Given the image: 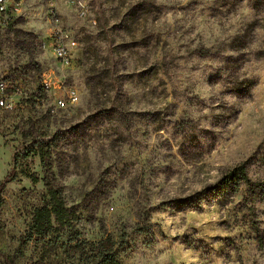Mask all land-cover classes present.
Here are the masks:
<instances>
[{"label": "rangeland", "instance_id": "374dc122", "mask_svg": "<svg viewBox=\"0 0 264 264\" xmlns=\"http://www.w3.org/2000/svg\"><path fill=\"white\" fill-rule=\"evenodd\" d=\"M74 1L70 67L47 0L0 27V76L25 86L0 109V264H81L71 247L108 237L122 264H264V0ZM241 164L263 187L215 195ZM50 188L72 222L20 248Z\"/></svg>", "mask_w": 264, "mask_h": 264}, {"label": "trees", "instance_id": "16d2710c", "mask_svg": "<svg viewBox=\"0 0 264 264\" xmlns=\"http://www.w3.org/2000/svg\"><path fill=\"white\" fill-rule=\"evenodd\" d=\"M33 180V175H29ZM15 174H9L5 182L0 183V207L3 205V193L8 182L15 180ZM245 186L252 191H256L263 187V183L253 182L247 172V165L241 164L230 170L225 176L217 182L213 188L216 195H223L225 193L238 194L240 188ZM49 200L39 208H36L29 230L25 237L21 239L20 248L29 244L35 237H45L54 228L55 225L64 227L70 225L72 222V213L66 207L62 198L61 192L57 189L50 188L48 191ZM87 242H78L71 247L74 251L73 258H76L75 252L81 255V264H122L119 259L118 251H116V243L110 237L100 241L99 243H92L89 246Z\"/></svg>", "mask_w": 264, "mask_h": 264}, {"label": "built area", "instance_id": "2783aa9c", "mask_svg": "<svg viewBox=\"0 0 264 264\" xmlns=\"http://www.w3.org/2000/svg\"><path fill=\"white\" fill-rule=\"evenodd\" d=\"M24 0H0V27L9 26L18 18L20 13V6ZM57 0H47L48 2V17L52 25L51 39L52 49L56 54L58 60L70 67L72 65V49L77 46V42L73 39L61 25L59 13L57 10ZM73 1L74 0H67ZM74 4V3H73ZM80 5V16L85 17L88 12L86 4ZM24 85L23 81H18L17 78L12 76H0V109L6 112H13L20 107L24 98ZM42 88L45 93L51 89L57 90L58 88L48 79H43ZM56 105L59 109H67L68 106H73L78 102L77 92L73 89L67 90L64 93L56 91Z\"/></svg>", "mask_w": 264, "mask_h": 264}]
</instances>
